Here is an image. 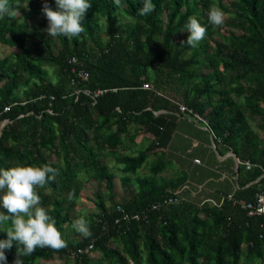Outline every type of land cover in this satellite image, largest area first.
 <instances>
[{"label": "trees", "instance_id": "trees-1", "mask_svg": "<svg viewBox=\"0 0 264 264\" xmlns=\"http://www.w3.org/2000/svg\"><path fill=\"white\" fill-rule=\"evenodd\" d=\"M43 3L9 0L17 14L0 19V46L16 49L0 59V168L20 162L58 169L55 179L37 191L67 246L37 248L22 257L23 264H264L263 217L249 218L231 202L222 208L184 202L153 210L154 203L177 193L149 179L142 183L150 188L119 200L115 175L103 159L109 150L127 161L125 173L136 175L150 152L120 158L122 136L135 126L163 139L173 123L156 112L183 105L203 117L238 156L257 165L245 168L248 180L257 181L264 162L254 158L259 138L246 114L259 116L264 129V0H231L226 8L217 0H152L154 10L147 15L139 14L144 0H121L120 5L90 0L84 32L71 39L52 38L44 31ZM48 3L55 10V0ZM211 6L228 17L223 28L209 24ZM193 16L207 26L196 47L182 44L188 36H179ZM72 57L78 58L76 64H70ZM73 66L88 72L89 80L73 85ZM47 68L56 69V81ZM76 89L109 92L93 100L83 92L77 95ZM172 91L180 101L168 94ZM160 168L152 170L157 174ZM83 176L97 181V212L86 219L90 235L75 231L76 242L71 243L65 236L74 222ZM121 181L127 188L130 178ZM258 183L235 198L254 201L263 191ZM10 227L11 221L0 225V239L7 238L3 231ZM93 252L100 254L96 263L90 259ZM6 255L13 264L16 248Z\"/></svg>", "mask_w": 264, "mask_h": 264}, {"label": "crops", "instance_id": "crops-1", "mask_svg": "<svg viewBox=\"0 0 264 264\" xmlns=\"http://www.w3.org/2000/svg\"><path fill=\"white\" fill-rule=\"evenodd\" d=\"M156 114L166 116L168 122L173 123L163 139L145 134L132 126L130 133L123 135L119 143L120 158L135 157L142 151L150 152L147 162L136 175L124 172L127 161H120L117 154L104 150V162L111 170L123 175L122 178H130L127 188L122 184L120 190L116 191L115 188L119 200L131 194L138 195L142 189L150 188L147 182L142 183L144 179H149L165 191L178 193L185 202L200 206L208 200L220 202L225 196L254 187L264 178L263 174L257 181L250 182L243 165V162L250 161L238 156L229 145L222 142L206 122L181 113L176 105ZM246 120L259 138L254 158L264 162V129L260 128L262 120L259 116L252 117L248 114ZM237 142L241 150L242 142ZM243 151L242 149L240 153L246 158V151ZM156 165H161L157 174L152 170ZM240 166L243 170L241 173ZM259 189L264 191V183L259 184Z\"/></svg>", "mask_w": 264, "mask_h": 264}, {"label": "clouds", "instance_id": "clouds-1", "mask_svg": "<svg viewBox=\"0 0 264 264\" xmlns=\"http://www.w3.org/2000/svg\"><path fill=\"white\" fill-rule=\"evenodd\" d=\"M120 5L121 0H115ZM55 10L48 0H44L42 12L48 26L44 31L49 37L64 36L69 39L84 32L83 21L87 10L92 6L90 0H55ZM154 10L152 0H144L140 15H147ZM16 10L9 5V0H0V19L14 17ZM208 22L212 26H221L225 22V13L217 6H211ZM182 32L189 33L182 44L196 47L207 34V26L196 17H189ZM58 169L44 164L42 166L25 165L16 162L8 169L0 168V225L11 221V227L4 230L7 238L0 239V264H8L6 251L16 248L17 256L13 264H23V256H29L37 248L60 250L67 246L61 231L56 226L48 210L41 206L38 188L55 179ZM73 228L83 236L90 235L88 223L84 217L73 222ZM256 264H260L257 260Z\"/></svg>", "mask_w": 264, "mask_h": 264}, {"label": "built area", "instance_id": "built-area-1", "mask_svg": "<svg viewBox=\"0 0 264 264\" xmlns=\"http://www.w3.org/2000/svg\"><path fill=\"white\" fill-rule=\"evenodd\" d=\"M70 64H76L78 62L77 57H72L71 60L69 61ZM72 73L75 75L73 76L72 84L73 85H78V83L82 82H87L90 78L89 73L85 72V70L73 66L72 67ZM143 88L146 90H151L153 91V88L150 84H144ZM75 92L77 95H80L81 92L84 94L90 96L93 100H96L100 95H103L105 93H108V89H98L97 91L93 92L87 89L84 90H78L76 89ZM112 92H117V89H113ZM159 94V93H158ZM179 111L183 114H187L196 120L204 121L207 123V121L201 117L200 115L194 113L191 109L186 108L183 105H179ZM157 113V112H156ZM208 124V123H207ZM243 165L247 170H252L253 168L256 167V165L252 164L251 162H243ZM185 202V200L179 196V194H175L174 196L166 197L152 205L153 210H161L163 208H168L170 206H175V205H182ZM231 202L234 206H239L242 210H244L249 218L251 217H263L264 218V191H262L257 198L254 201H247L244 199H236L234 194L225 196L224 198L221 199L220 202H216L214 200H208L207 202L203 203L200 206H204L206 204L212 206V207H219L222 208L225 203ZM120 210L121 207H118ZM132 217L129 215L126 216L127 220H130ZM138 218V217H137ZM92 249V246L87 248L85 251L89 252ZM82 250H79V253H82Z\"/></svg>", "mask_w": 264, "mask_h": 264}, {"label": "rangeland", "instance_id": "rangeland-1", "mask_svg": "<svg viewBox=\"0 0 264 264\" xmlns=\"http://www.w3.org/2000/svg\"><path fill=\"white\" fill-rule=\"evenodd\" d=\"M230 1L231 0H217V2H219V4L223 5V7H225V8L229 6ZM223 12H224V10H223ZM120 13L122 14L123 11L120 10ZM120 17L124 21L128 20L125 16H120ZM227 18L228 17L225 14V22H224V24L221 25V26H214V29L217 30L219 28H223L225 26V24H226ZM164 19H166L165 16H164ZM103 22H104V20H103ZM97 29H98L99 34H101V33L103 34L104 33V29H105V24L104 23L101 24ZM179 36L186 37V36H188V33H182L181 32L179 34ZM217 37H216V39H217ZM101 41L103 43H105L106 42V38H104V36H103ZM12 52H16V49L10 48V47L5 46V45H1L0 46V59H4V58L10 56ZM47 71L49 73V78L52 79L53 81H56V79H57L56 74H55L56 69L47 68ZM226 78L228 79L227 76H226ZM153 91H154V89H153ZM168 94L170 96H173L174 98H177L180 101L179 96L177 94H175V92H173V91L172 92H168ZM149 165H150V167H152V162H150ZM112 173L115 175L114 176L115 177L114 178V180H115L114 184H115L116 191H118V190L121 189L120 186L122 184L121 180H120L121 174H119L118 172L116 173L115 171L114 172L112 171ZM122 176H121V178H122ZM83 180H84V182H83V186H82V189H81V194L75 201L76 205H75L74 213L72 214L73 221H75L79 217H84L85 220H86L92 213H96L97 212V208L95 206V193H96V189H97V181H95L94 179H90V177L88 178V176H83ZM75 231L76 230L73 228V225H71V226L69 225L67 227V231H66V233H67L66 235L67 236H65V237L71 243H75L76 242V237L77 236L75 234ZM99 257H100V254L97 253V252H93L92 254H90V259L94 263L98 262V258ZM38 264H45V261L39 262Z\"/></svg>", "mask_w": 264, "mask_h": 264}]
</instances>
